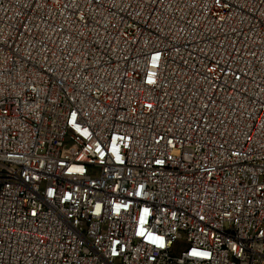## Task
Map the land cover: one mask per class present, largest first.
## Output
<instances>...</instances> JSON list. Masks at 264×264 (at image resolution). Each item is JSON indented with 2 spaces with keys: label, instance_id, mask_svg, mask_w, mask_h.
<instances>
[{
  "label": "built area",
  "instance_id": "2783aa9c",
  "mask_svg": "<svg viewBox=\"0 0 264 264\" xmlns=\"http://www.w3.org/2000/svg\"><path fill=\"white\" fill-rule=\"evenodd\" d=\"M0 264H264V0H0Z\"/></svg>",
  "mask_w": 264,
  "mask_h": 264
}]
</instances>
